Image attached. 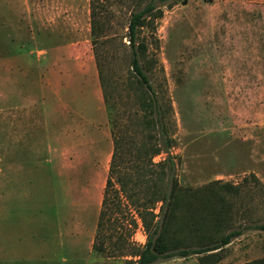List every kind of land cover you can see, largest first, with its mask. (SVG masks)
<instances>
[{"label":"rangeland","instance_id":"rangeland-1","mask_svg":"<svg viewBox=\"0 0 264 264\" xmlns=\"http://www.w3.org/2000/svg\"><path fill=\"white\" fill-rule=\"evenodd\" d=\"M182 1L167 0L142 34L176 178L191 191L178 213L209 205L222 210L218 236L242 235L214 255L157 264H246L264 258L254 229L264 224V0ZM134 4L109 2L94 46L90 0H0V264H126L145 245L124 198L99 228L114 128L140 141L148 132L127 79ZM161 205L150 206L154 222Z\"/></svg>","mask_w":264,"mask_h":264},{"label":"trees","instance_id":"trees-1","mask_svg":"<svg viewBox=\"0 0 264 264\" xmlns=\"http://www.w3.org/2000/svg\"><path fill=\"white\" fill-rule=\"evenodd\" d=\"M110 1L90 0L91 37L94 46L105 36L106 23L109 21L106 13ZM166 2L167 0H135L134 10L129 12L124 29L131 55L128 84L139 101L134 115L141 113L138 117L141 122L139 125L148 132L147 138L140 141L138 136L141 131L128 134L117 126L116 130L114 128L113 152L103 193L99 228L106 218L112 217L114 211L122 208V198L136 210L147 233V241L142 248L133 252L135 259L128 260L126 264H157L170 257L214 255L242 235L240 230H231L218 236L222 227V210L213 209L209 205H202L203 208L195 216V209L188 217L187 214L180 216L178 213L183 195L190 194L191 191L182 189L176 178V164L169 152L174 140L167 133V115L144 64L148 45L142 35L144 29L162 16L161 5ZM98 70L103 97L109 107L107 79L99 61ZM160 154H165V159L154 164L152 159ZM127 160L134 163L135 175L122 169ZM156 203L162 204L159 222H154L155 215L150 211V206ZM132 223L136 226L134 220ZM254 229L264 231V224L257 225ZM191 239L195 240V246H192ZM246 264H264V258Z\"/></svg>","mask_w":264,"mask_h":264},{"label":"water","instance_id":"water-1","mask_svg":"<svg viewBox=\"0 0 264 264\" xmlns=\"http://www.w3.org/2000/svg\"><path fill=\"white\" fill-rule=\"evenodd\" d=\"M189 0H183L182 1V5H186L188 3Z\"/></svg>","mask_w":264,"mask_h":264},{"label":"crops","instance_id":"crops-1","mask_svg":"<svg viewBox=\"0 0 264 264\" xmlns=\"http://www.w3.org/2000/svg\"><path fill=\"white\" fill-rule=\"evenodd\" d=\"M16 121H17V118H14ZM17 123H18V121H17ZM21 125V124H20ZM22 126V125H21Z\"/></svg>","mask_w":264,"mask_h":264}]
</instances>
